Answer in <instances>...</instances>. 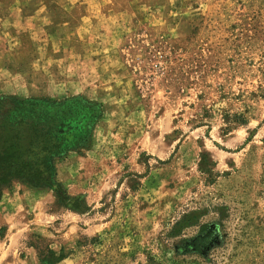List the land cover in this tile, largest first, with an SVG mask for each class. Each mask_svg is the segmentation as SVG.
Returning <instances> with one entry per match:
<instances>
[{"label": "rangeland", "instance_id": "374dc122", "mask_svg": "<svg viewBox=\"0 0 264 264\" xmlns=\"http://www.w3.org/2000/svg\"><path fill=\"white\" fill-rule=\"evenodd\" d=\"M0 1V95L102 105L67 199L3 191L0 264H264V0Z\"/></svg>", "mask_w": 264, "mask_h": 264}, {"label": "trees", "instance_id": "16d2710c", "mask_svg": "<svg viewBox=\"0 0 264 264\" xmlns=\"http://www.w3.org/2000/svg\"><path fill=\"white\" fill-rule=\"evenodd\" d=\"M101 115L102 105L82 95H0V199L14 183L50 189L60 201L67 199L57 179V162L71 151L88 149ZM34 247L40 264L64 257L62 249L56 255L48 244Z\"/></svg>", "mask_w": 264, "mask_h": 264}, {"label": "crops", "instance_id": "0c3cea01", "mask_svg": "<svg viewBox=\"0 0 264 264\" xmlns=\"http://www.w3.org/2000/svg\"><path fill=\"white\" fill-rule=\"evenodd\" d=\"M1 2V1H0ZM5 2L8 5V8L11 12H9L8 18L5 19H27L26 15H24V9L27 7L28 0H5L2 1V3ZM42 10L37 11V15L41 14ZM6 23V22H5ZM9 28V26H1L0 25V36H6V31ZM3 51L6 49L5 43H3ZM1 52V51H0ZM3 56V54H0V58ZM1 60V59H0ZM2 67V66H0Z\"/></svg>", "mask_w": 264, "mask_h": 264}]
</instances>
